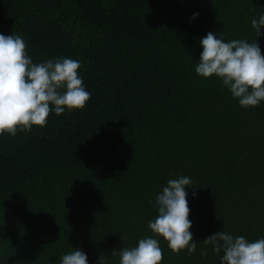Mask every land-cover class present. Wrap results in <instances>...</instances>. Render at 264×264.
Returning <instances> with one entry per match:
<instances>
[{"label":"trees","instance_id":"1","mask_svg":"<svg viewBox=\"0 0 264 264\" xmlns=\"http://www.w3.org/2000/svg\"><path fill=\"white\" fill-rule=\"evenodd\" d=\"M260 15L264 0H0V34L20 35L34 63L78 60L91 93L82 110L0 135V264H60L72 250L119 264L182 176L197 251L157 237L161 264H220L202 242L218 231L264 238V101L242 108L195 72L208 32L264 55Z\"/></svg>","mask_w":264,"mask_h":264},{"label":"clouds","instance_id":"2","mask_svg":"<svg viewBox=\"0 0 264 264\" xmlns=\"http://www.w3.org/2000/svg\"><path fill=\"white\" fill-rule=\"evenodd\" d=\"M251 25L260 37L264 15L252 19ZM200 46L203 51L195 68L199 77L221 80L242 108H254L264 101V55L256 40L225 42L208 32ZM80 68V62L71 58L34 63L20 35L0 34V135L15 137L18 131L45 127L53 112L60 116L66 110H82L91 93L79 75ZM191 183L187 176L168 181L156 196L157 216L147 225L153 236L140 239L135 247L120 249L119 264H161L163 251L157 237L166 241L173 254L197 251L185 191ZM202 242L214 254L223 253L220 264H264V238L249 242L244 236L218 231ZM200 255H208L206 247ZM60 264H88V258L84 252L72 250L61 257Z\"/></svg>","mask_w":264,"mask_h":264}]
</instances>
